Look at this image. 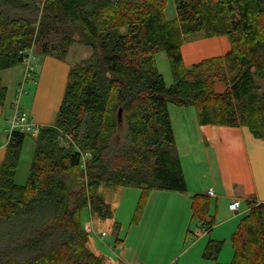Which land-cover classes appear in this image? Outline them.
Listing matches in <instances>:
<instances>
[{
    "label": "trees",
    "instance_id": "obj_1",
    "mask_svg": "<svg viewBox=\"0 0 264 264\" xmlns=\"http://www.w3.org/2000/svg\"><path fill=\"white\" fill-rule=\"evenodd\" d=\"M167 1L0 0V73L33 46L49 55L55 36L62 56L74 33L92 50L69 70L55 123L35 139L24 186L14 180L26 135L9 138L0 166V264H103L81 218L85 210L112 218L101 188L139 191L131 224L151 191L185 193L169 104L192 107L200 126L246 128L264 141V0H173V20L165 18ZM196 34L226 36L230 49L186 68L180 48ZM161 53L169 87L156 64ZM6 98L0 79V106ZM119 111L126 135L117 147ZM190 203L191 219L209 233L208 198ZM247 206L230 237V264H264V203ZM223 243L208 240L202 258L217 262Z\"/></svg>",
    "mask_w": 264,
    "mask_h": 264
},
{
    "label": "crops",
    "instance_id": "obj_2",
    "mask_svg": "<svg viewBox=\"0 0 264 264\" xmlns=\"http://www.w3.org/2000/svg\"><path fill=\"white\" fill-rule=\"evenodd\" d=\"M229 49L228 39L224 36L199 39L184 44L181 47V57L184 66L188 68L204 59L224 56ZM38 62L36 68L39 67V71L34 73L33 69L34 81L30 82L32 89L23 99L20 95L19 107L36 124L49 127L55 123L70 66L66 62L49 56H41ZM20 68L22 67L18 66L0 73V79L7 90L5 103L0 106V166L5 159L9 141L5 121L17 100L15 92L9 90L5 83H14L16 77L20 76ZM16 70L15 78L5 81L3 76ZM220 86L222 85H217L215 90ZM197 132L200 135L201 144L212 159L210 182L205 185L197 180L189 185L181 163L186 192L151 191L138 223L131 224L128 228L124 227L123 239L117 237L113 246L110 247L114 257L118 258L112 264H148L147 256L153 240L157 237V228L173 199L177 204L170 208V211H174L172 216L181 213L185 220L187 218L188 234H191L192 238H197L188 248L190 250L197 248L199 254L205 247V237L209 240L225 242L234 233L239 222L236 220L237 215L228 210V205L232 201H240L239 214L242 217L248 212V203L257 205L264 203V141L254 139L246 128L241 127L200 126L197 123ZM209 189H212L213 196L206 195ZM109 190L114 194L124 190L129 192L131 189L118 187ZM134 194L135 198L139 199L140 193ZM195 195L205 196L209 200L208 214L214 219V226L209 233L200 223L191 219L190 198ZM115 225L116 223H111L110 226L113 232L118 229L115 230ZM102 234L105 235L101 232L100 238L97 237V239L100 240ZM116 236L119 235L116 234ZM174 260L175 258L171 261Z\"/></svg>",
    "mask_w": 264,
    "mask_h": 264
},
{
    "label": "rangeland",
    "instance_id": "obj_3",
    "mask_svg": "<svg viewBox=\"0 0 264 264\" xmlns=\"http://www.w3.org/2000/svg\"><path fill=\"white\" fill-rule=\"evenodd\" d=\"M175 9V2L173 0H168L165 9L166 20H173L176 18ZM72 39V43L69 44L64 56H62L61 53L59 37L57 38V36H55L52 40L50 39V45L52 46L50 47L49 55L47 56L55 59H57L56 57L63 58L62 61L69 64L70 69L79 67L84 61L90 58L92 50L80 42L78 33H74ZM199 39L207 38H204L202 34H196L189 38L184 44ZM32 55L35 59H31V64H29L31 65V68L34 69V73H38L37 71H39V67L36 68V66L41 57L38 47L33 46ZM156 64L158 71L164 78L166 86L169 87L172 84V77L164 54L161 53L157 55ZM19 66L22 67L19 70L20 72L18 71L20 76H18V78L16 77L14 83H5V85L9 90L15 92L16 99L20 98V91L23 90L24 93H21V99H23L26 97V93H28V91L30 92L32 89L30 82L31 80L32 82L34 81V77H32L34 73L32 70H29L28 79L24 80L27 67L22 63ZM16 72L17 70L5 74L3 76L5 81L15 78ZM261 84V89L264 92V83L262 82ZM223 91L224 87L222 86L216 89L217 93H222ZM168 111L173 134L177 140L175 142L177 154L185 171L187 183L191 185L199 180V182L205 185L208 184L210 182L211 170L213 168L212 159L208 151L205 150L201 144L200 135L197 132L195 110L192 107L179 108L169 104ZM117 122L120 125L117 132L111 137V143L114 146L120 147L125 144L126 132L119 115L117 116ZM35 139L36 138L26 135L14 180L17 186H24L26 184L28 169L34 151ZM129 189H131L129 192L124 190V192H115L113 194L111 193V190L101 188L105 201L112 206L111 210L113 211V214L111 219H99L95 215H89L87 210L83 211L81 214L82 222L84 223V230L87 233H90L88 247L95 255L101 257L103 264H112L113 261L118 260L117 257H114V252L110 247L113 246L114 240L117 237L123 239L125 232L124 227L128 228L131 225V219L138 200L133 193L139 195V191L135 188ZM176 204L177 203L174 199L169 203V208L157 228V237L153 240L147 256L148 264H230L233 258L230 239L225 242L223 241V247L217 262L205 261L202 258V253H197V248L191 250L188 248L197 238H192L193 236L188 234L189 227L188 223H186L187 218L185 220V217H183L181 213L172 216L174 211H170V208L174 207ZM236 215V220L239 222L242 216L239 213ZM111 223L117 224L118 229L116 232L111 231ZM101 232H104L105 235L102 234V238L99 240L97 237L100 238ZM116 234L119 236H116ZM208 240L209 238L205 237V245ZM173 258H175V260L171 261Z\"/></svg>",
    "mask_w": 264,
    "mask_h": 264
},
{
    "label": "built area",
    "instance_id": "obj_4",
    "mask_svg": "<svg viewBox=\"0 0 264 264\" xmlns=\"http://www.w3.org/2000/svg\"><path fill=\"white\" fill-rule=\"evenodd\" d=\"M34 60V56L32 55V50L27 51L23 54L22 64L26 65L27 70L26 74L24 76V80L28 79V73L29 70L33 71V68H31L30 61ZM30 63V64H29ZM24 93L23 90L20 91V95ZM6 127H7V133H8V139L10 136L15 133H23L25 135H28L32 138H36L40 129L42 128L40 125L36 124L34 121H32L30 118H28L20 109L19 107V101L18 99L15 102V105L13 106V109L10 113V115L6 118ZM61 140V143L63 142L62 137H59ZM207 196H213L212 189H209L206 193ZM241 203L239 200H234L228 205V210L231 213L238 214L240 211Z\"/></svg>",
    "mask_w": 264,
    "mask_h": 264
},
{
    "label": "water",
    "instance_id": "obj_5",
    "mask_svg": "<svg viewBox=\"0 0 264 264\" xmlns=\"http://www.w3.org/2000/svg\"><path fill=\"white\" fill-rule=\"evenodd\" d=\"M119 117H120V111H119Z\"/></svg>",
    "mask_w": 264,
    "mask_h": 264
}]
</instances>
